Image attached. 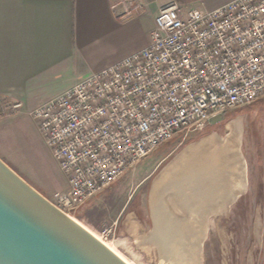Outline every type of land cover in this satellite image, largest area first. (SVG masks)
<instances>
[{"label":"built area","instance_id":"built-area-1","mask_svg":"<svg viewBox=\"0 0 264 264\" xmlns=\"http://www.w3.org/2000/svg\"><path fill=\"white\" fill-rule=\"evenodd\" d=\"M263 96L264 0L162 4L149 45L31 111L68 182L57 205L74 216L165 142Z\"/></svg>","mask_w":264,"mask_h":264},{"label":"rangeland","instance_id":"rangeland-1","mask_svg":"<svg viewBox=\"0 0 264 264\" xmlns=\"http://www.w3.org/2000/svg\"><path fill=\"white\" fill-rule=\"evenodd\" d=\"M31 111L16 106L11 100L0 99V157L59 204L56 193L66 191L68 186ZM233 126L241 134L239 150L244 162L246 188L233 202L230 203V198L217 209L218 213L208 214L205 235L199 244V264H230L231 259L240 258V244L241 258L246 260L244 264L263 259L264 96L251 105L218 116L202 131L186 137L178 135L165 142L135 170L126 172L118 180L122 185L116 189V194L91 200L72 211L73 215L106 240L114 242L136 264H168L170 258L164 259L157 248L150 245L154 234L153 190L181 154L208 136H229ZM173 264L177 263L173 261Z\"/></svg>","mask_w":264,"mask_h":264},{"label":"crops","instance_id":"crops-1","mask_svg":"<svg viewBox=\"0 0 264 264\" xmlns=\"http://www.w3.org/2000/svg\"><path fill=\"white\" fill-rule=\"evenodd\" d=\"M169 1L0 0V99L33 110L146 47L159 7ZM175 1L206 11L231 0ZM118 180L89 201L116 194Z\"/></svg>","mask_w":264,"mask_h":264},{"label":"bare ground","instance_id":"bare-ground-1","mask_svg":"<svg viewBox=\"0 0 264 264\" xmlns=\"http://www.w3.org/2000/svg\"><path fill=\"white\" fill-rule=\"evenodd\" d=\"M235 126L229 136L211 135L186 150L153 190L154 234L150 245L164 259L170 258L168 264H199V244L205 235L208 214L240 193L245 168L239 150L241 134ZM93 232L127 262L136 264L114 242Z\"/></svg>","mask_w":264,"mask_h":264},{"label":"water","instance_id":"water-1","mask_svg":"<svg viewBox=\"0 0 264 264\" xmlns=\"http://www.w3.org/2000/svg\"><path fill=\"white\" fill-rule=\"evenodd\" d=\"M0 264L130 263L0 157Z\"/></svg>","mask_w":264,"mask_h":264},{"label":"flooded vegetation","instance_id":"flooded-vegetation-1","mask_svg":"<svg viewBox=\"0 0 264 264\" xmlns=\"http://www.w3.org/2000/svg\"><path fill=\"white\" fill-rule=\"evenodd\" d=\"M263 242H264V239H263ZM241 246H242V244H240L239 247H238V250H239L238 256H240V258L233 259V260L231 259V261H230L231 263L230 264H244V262L246 261V260L241 258V248H240ZM262 256H264V253H263ZM253 264H264V258L263 259H257V260L254 259Z\"/></svg>","mask_w":264,"mask_h":264}]
</instances>
